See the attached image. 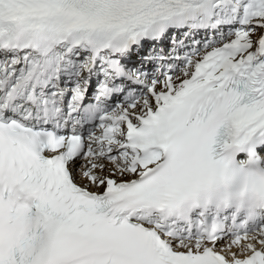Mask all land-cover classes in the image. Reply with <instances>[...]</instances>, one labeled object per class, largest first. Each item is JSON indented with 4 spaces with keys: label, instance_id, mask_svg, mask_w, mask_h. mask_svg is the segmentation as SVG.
Instances as JSON below:
<instances>
[{
    "label": "snow or ice",
    "instance_id": "6c2138e0",
    "mask_svg": "<svg viewBox=\"0 0 264 264\" xmlns=\"http://www.w3.org/2000/svg\"><path fill=\"white\" fill-rule=\"evenodd\" d=\"M0 264H264V0H0Z\"/></svg>",
    "mask_w": 264,
    "mask_h": 264
}]
</instances>
